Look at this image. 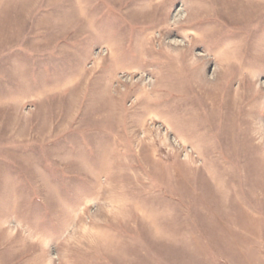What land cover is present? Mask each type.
<instances>
[{"label":"rangeland","instance_id":"1","mask_svg":"<svg viewBox=\"0 0 264 264\" xmlns=\"http://www.w3.org/2000/svg\"><path fill=\"white\" fill-rule=\"evenodd\" d=\"M0 264H264V0H0Z\"/></svg>","mask_w":264,"mask_h":264}]
</instances>
